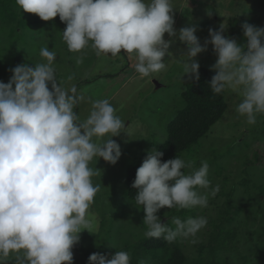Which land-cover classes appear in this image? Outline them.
Returning <instances> with one entry per match:
<instances>
[{
  "label": "clouds",
  "instance_id": "clouds-1",
  "mask_svg": "<svg viewBox=\"0 0 264 264\" xmlns=\"http://www.w3.org/2000/svg\"><path fill=\"white\" fill-rule=\"evenodd\" d=\"M20 10L49 21L59 16L67 50L78 54L82 64L85 49L97 57L126 53L135 59L140 78L166 69L165 56L172 57V44L186 45L178 58L183 76L199 80L195 57L212 45L216 55L214 75L208 84L214 95L238 96L235 112L255 125L264 116V27L244 22L245 42L225 36L227 26L209 28L201 45L197 27H174L173 0H15ZM207 14L212 15V9ZM167 34V39L165 38ZM40 62L11 68L7 83L0 81V264H73V247L80 233H93L89 209L100 185L91 165L102 158L115 165L121 148L113 137L127 133L125 120L107 98L93 99L87 90L68 87L57 78L56 53L39 51ZM73 77H67L71 81ZM49 85L51 87H49ZM90 105L85 117L75 111ZM163 143V142H160ZM164 153L148 150L131 184L136 190L135 207L145 213L146 239H178L197 242L208 221L204 216L173 217L171 226L157 214L161 208H204L219 186H210L208 162L178 156L162 161ZM190 170V171H185ZM198 189L206 191L200 192ZM87 264H131L129 253H91ZM139 264H144L140 261Z\"/></svg>",
  "mask_w": 264,
  "mask_h": 264
},
{
  "label": "rangeland",
  "instance_id": "rangeland-1",
  "mask_svg": "<svg viewBox=\"0 0 264 264\" xmlns=\"http://www.w3.org/2000/svg\"><path fill=\"white\" fill-rule=\"evenodd\" d=\"M173 3L177 6L174 9V27L178 30L195 25V34L201 45L210 39L208 29H218L221 23L227 26L224 35L236 38L241 44L245 42L241 27L244 22L264 27V0H173ZM11 9L21 14L20 20L25 24L21 29L16 27L15 37V34H10V29L15 26L0 19V81L7 83L12 74L10 69L16 65L28 62L31 66L40 62V49L48 47L56 53V75L64 86L74 84L78 91L87 90L86 94L93 99L107 98L128 127L129 135L121 133L113 137L122 153L117 163L112 165L100 158L96 166L95 162L91 165L98 168L99 174L93 177V182L100 185L89 209L94 234L83 230L79 243L72 249L73 264H87L91 253H114L127 243H137L144 236L146 226L142 222L145 213L138 210L135 201L127 196L126 172L137 157L152 147L158 149L160 142L166 140L168 123L185 105L182 92L188 77L183 76V64L178 58L186 51V45L177 40L170 47L173 56L164 58L166 69L154 76L140 78L134 68V57L129 58L123 52L116 57H97L91 49H85L83 63L77 64L78 54L69 52L62 40L61 32L66 24L60 21L59 16L43 21L36 14L20 10L15 0L11 2ZM208 9H212L211 16L207 14ZM165 38H168L167 34ZM195 60L200 67L211 69L216 60L212 45L209 43L207 50L199 53ZM70 75L73 79L68 81ZM239 99L226 92L228 109L223 117L193 147L194 151L179 156L194 162L196 168L206 160L210 186H219L215 197H209L207 207L189 209V217L204 216L208 221L197 234V242L193 244L178 239L167 243L170 249L172 246L183 247L188 257L187 264H195L196 261L210 264L213 255L208 250L209 238L204 233L213 227L211 221L225 216L224 210L228 211V208L233 218L231 225L238 226L239 230L233 236L235 246L219 251L221 264H263L253 253L259 250V242L247 231L252 232L260 223L264 209V192L261 191L264 186V116H258L255 125H248L246 119L234 110ZM89 108V104L82 103L75 111L83 118ZM260 205L263 206L261 212ZM235 207L237 213H233ZM253 208L256 211H252ZM157 214L162 222L171 225V221L166 220L170 211L159 210ZM103 218L104 227H101ZM201 240L207 241L204 252L197 248Z\"/></svg>",
  "mask_w": 264,
  "mask_h": 264
},
{
  "label": "trees",
  "instance_id": "trees-1",
  "mask_svg": "<svg viewBox=\"0 0 264 264\" xmlns=\"http://www.w3.org/2000/svg\"><path fill=\"white\" fill-rule=\"evenodd\" d=\"M12 0H0V19L9 23V25L15 26L10 29V34L16 35V27L23 28L25 23H22L21 14L11 9ZM15 24H14V23ZM19 40V39H18ZM199 80H187L185 82V88L182 92V99L185 105L178 110V113L174 118L170 120L167 125V138L158 146V150L164 153L161 158L162 161H166L175 156H180L184 153H191L194 151L201 139L206 137V134L210 131L211 127L220 120L226 110L228 109V101L226 100V92L220 95H214L208 86L211 77L215 74L212 69L206 67L199 68ZM110 75V74H106ZM147 152L137 157L127 168L126 172V187L127 196L129 199L135 201L136 190L132 189L131 184L135 178L136 170L142 163ZM261 188L264 192V186ZM239 208V207H237ZM263 206H259V212H261ZM160 210L170 211V217L167 221H171L173 217H181L182 220L189 217V209L178 210L177 208L168 209L167 207ZM235 210V211H234ZM233 210V213H237L238 209ZM226 214L218 221H211V227L205 236L209 244V252L213 255L210 264H221L219 251L223 249L233 248L234 235L237 231V227H232V217L230 215L231 209H225ZM223 211V212H224ZM237 211V212H236ZM256 211V209H252ZM262 218L260 223L256 224L255 229L249 233L252 237H256V241L259 242V250L255 253L257 259L264 264V209L262 210ZM255 219V217H254ZM256 221V220H255ZM105 218L101 220V227H104ZM239 230V229H238ZM206 240L199 241L197 244L198 250L205 251ZM132 247L131 251L130 248ZM238 250L239 248L236 247ZM122 251L128 252L131 259V264H139L140 261H144V264H187L188 257L181 246H172L171 249L167 245V242L161 239H146L142 236L138 239V242L131 244L127 243ZM215 257V258H214ZM246 257V255H244ZM195 264H200L195 262Z\"/></svg>",
  "mask_w": 264,
  "mask_h": 264
}]
</instances>
